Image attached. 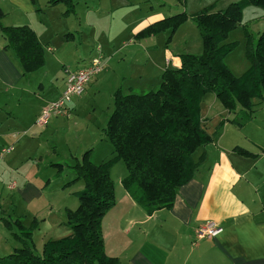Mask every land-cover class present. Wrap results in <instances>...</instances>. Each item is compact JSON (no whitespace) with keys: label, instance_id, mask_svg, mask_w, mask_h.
<instances>
[{"label":"crops","instance_id":"0c3cea01","mask_svg":"<svg viewBox=\"0 0 264 264\" xmlns=\"http://www.w3.org/2000/svg\"><path fill=\"white\" fill-rule=\"evenodd\" d=\"M143 3L146 6L144 9L134 0L121 1L115 7L112 19L117 9H124L116 21L118 20L117 25L120 27L128 24L129 46L117 50L109 44L102 54L103 70L90 79L80 97L74 98L68 104L70 119L89 94L91 97L87 103L96 104L100 96L105 98L103 95L107 96V101L112 100L114 92L119 88L125 93L152 90L159 85L162 72L166 68L180 67L179 55L190 52L186 43L183 52L172 50V41L176 34L185 24H190L188 18L176 30L169 44L164 42L162 50L151 54L155 36L168 29L143 38H136L135 35L148 25L170 15L155 18L158 14L151 12L153 7L146 1ZM183 5L187 8L186 0H183ZM59 6L61 9L62 4L53 7ZM0 8L5 14L4 26L27 25L35 32L42 45L43 66L31 72H24L13 50L4 48L6 40L0 41V155L3 148L13 146L12 151L0 156V187L3 185L11 191L20 203L36 208L42 204L40 200L45 198L42 180L36 177H56L54 175L57 170L49 169L54 170L49 172L50 176L49 174L40 176L42 165H46L37 154L40 144H37L38 139L33 132L28 138L24 134L32 129L41 109L55 100L64 89L65 70L81 68L97 54L91 52V56L82 66L69 68L63 65L62 80L52 82L45 77H50L49 56L52 58L50 54L54 53L49 52L50 46H46L45 50L44 42L48 37L46 35L48 30L54 26L55 31L64 36V44L70 43L74 35L64 27L68 22V16L61 15L63 29L56 30L61 27V23L58 27L57 24H52L54 19L51 21L47 18L48 21H45L41 17L44 12H39L43 8L34 6L30 0H0ZM198 40L201 42L200 37ZM150 61L153 64L150 70L144 69ZM140 66L143 67L142 71ZM234 74L240 76L242 73ZM206 96L209 95H205L204 98ZM108 105L106 108L109 109ZM112 110L113 103L109 113H106L107 116L95 124L100 125L101 130L106 126ZM224 111L226 112L224 118L219 121H223V124L218 130L215 129L216 125L210 129L206 127V131L212 135V141L193 152L192 158L198 165L192 178L178 188L172 207L159 209L148 215L126 190L120 192L124 197L123 206L101 223L104 251L108 257L116 258L120 264H264V128L259 125L248 126L256 122L260 113H264V94L252 99L250 117L245 110ZM242 113L244 119L237 121L235 115ZM52 118L48 123L56 122L57 128L60 127L59 120L65 117ZM207 119L201 118L202 125L208 122ZM74 120L73 124H76L77 121ZM20 131L25 132L19 135ZM91 133L97 135L94 139L97 145L104 143L107 148L98 162L102 163L111 156L113 148L101 131L100 134L95 130ZM229 133L233 134V138H240L245 144L241 147L238 144H228L231 140V137H228ZM88 137L89 135L86 138ZM14 138H17V143L13 141ZM94 140L85 143L82 151L89 145L91 150L89 155H92L96 146L93 145ZM240 149L246 153H242ZM209 150L212 152L208 154ZM52 164L57 165L56 163L49 165ZM61 171L63 174L71 173L68 168H62ZM48 180L45 181L46 186ZM78 182L81 186L84 185L82 181ZM17 207L16 202L15 208ZM33 213L43 218L42 209ZM208 220L220 222L223 231L213 238L196 240V228ZM19 221L22 224L21 220ZM7 223L9 225L6 226L0 220V257L8 256L15 249L22 247L17 237L18 230L13 227L14 221ZM62 225L60 221L58 229H53V235L50 234L46 238L41 236L39 242L32 237L31 241H27L28 244L33 246L35 252L41 253L48 239H58L71 234V229ZM16 226L19 227L18 224Z\"/></svg>","mask_w":264,"mask_h":264},{"label":"trees","instance_id":"16d2710c","mask_svg":"<svg viewBox=\"0 0 264 264\" xmlns=\"http://www.w3.org/2000/svg\"><path fill=\"white\" fill-rule=\"evenodd\" d=\"M30 2L36 6L37 0ZM58 4L66 6L64 16L74 12L75 0H47L48 6ZM251 5L264 9V0H239L223 10L212 12V7H207L191 14L200 32L203 53L180 54V67L166 68L155 90L125 93L119 88L114 92L113 110L102 130L113 148L111 156L94 164L88 160L89 149L81 161L69 166L75 173L74 180L84 183L83 190L77 193L78 206L66 212L71 234L48 239L37 253L27 242L31 241V232L22 231L17 236L22 247L0 257V264H120L106 255L101 230L102 219L115 202L111 167L117 160L124 161L128 171L122 182L124 189L151 215L172 207L178 188L192 178L198 165L193 152L212 141L199 113L206 94H214L227 112L245 110L250 117L252 99L264 94V29L256 37L250 33L246 46L250 68L245 73L236 76L224 58L232 46L226 42L228 34ZM2 15L0 9V18ZM188 18L182 11L148 25L135 37L171 28L169 41ZM0 32L6 40L4 48L13 50L24 72L43 66L42 45L30 27L0 24ZM222 124L219 122L215 129Z\"/></svg>","mask_w":264,"mask_h":264},{"label":"rangeland","instance_id":"374dc122","mask_svg":"<svg viewBox=\"0 0 264 264\" xmlns=\"http://www.w3.org/2000/svg\"><path fill=\"white\" fill-rule=\"evenodd\" d=\"M121 1L124 0H76L74 6L75 11L68 15V22L64 25V27L67 28L66 30L74 35V38L71 39L68 44H64V36L59 34L58 31H55L54 26L50 27L46 34L48 37L45 39L44 47L46 50V46H50L51 51L49 52L54 54H50L52 58L49 56L48 70L50 77H45L46 79L49 78L52 82H60L63 78V65L69 68L82 66L91 56V52L92 54L98 53V48L100 49L102 55L110 45H113L117 50L129 46V37L127 34L129 33L130 28L127 26L128 24L120 27L117 25L118 20L116 21V19H119L120 15L123 14L122 11L124 9H117V13L113 15V19H115V21L111 17L115 7L118 6ZM134 1L139 2L138 6L142 9L146 7L143 3L146 1L149 6L153 7L151 12L153 14H158L155 18L165 14H169L171 16L185 10L189 17V23L194 26L185 24V26L182 27L176 34V30L185 23L184 21L176 28L169 41L168 38L171 35V28L158 34L154 38V43L152 44L153 51L151 54L162 50L164 42L169 44L175 33L176 37L174 41H172V50L176 52H183L185 48L184 45L186 43L191 54L201 55L203 53V43L198 40L199 37L201 38L200 32L195 23L190 19L192 18L190 15L207 7H212V12L223 10L230 3L239 0H186L187 8L184 7L183 0ZM36 6H41L43 8V10L40 9L39 12H44L41 17H43L45 21L47 18L51 19V21L54 19L52 24H57L59 27V23H61L60 19H62L61 15L63 16L62 12L66 10L65 5L62 4L61 9L60 6L54 8L53 6L47 5V0H37ZM1 11L3 12L2 9ZM4 17L5 14L3 12V15L0 18L1 26H4ZM37 17L38 16H36V18ZM44 25L46 26L47 22ZM62 29L63 24L61 23V27L56 30ZM262 29H264V9L255 5L249 6L243 11L241 20L237 24V27L231 31L227 37V41L231 43L232 46L228 54L225 56L224 62L232 70V72L243 74L250 68V60L246 55V46L251 40L250 33L252 36L256 37L257 33ZM67 31L64 32L66 33ZM3 40L4 38L0 34V41ZM140 58H142V54L140 55ZM152 65V61H150L144 69L148 68L150 70ZM142 70L143 67L140 66V71ZM157 87L158 85L153 87L152 90L157 89ZM150 90L151 89L148 91ZM137 92L141 91L138 90ZM145 92H147V90H145ZM206 95L209 96L202 98L199 106V113L201 118H208L206 120L208 121V124L203 123L202 126L205 129L208 126L207 129H210L215 125L217 126V123L224 118L226 112L224 111L225 109L222 107L221 103L216 101L214 94L209 93ZM103 96L105 98L100 96L97 99L96 105L94 102V104L92 102L87 103V100L91 97V94H89L84 100L85 102L78 108V110H76V114L73 113L71 115L73 118L70 119V117H65L61 118L62 120H59V122H61L59 125L60 127L56 128V122H54V124L48 123L44 126L34 124L31 127L32 129L26 131L24 134V136L28 138L34 133L35 138L38 139L37 144H40V147L37 149V154L43 162H46L45 166L42 165L40 176L54 171H50L49 169H56L57 171L54 175L56 177H51L50 174V177H36L42 180L41 185L43 186L42 189L45 196L44 199L40 200L42 201V204L36 208L31 207L32 205L30 206L20 203L11 191L7 190L3 185L0 187V220L2 222L10 221V223H13L14 221L13 227L18 230V234L22 231H29L31 232V236L33 235L32 237H34V240L39 242L41 240V236L46 238L50 236V234L53 235V229H58V223L60 221H62L63 225L67 226L66 212L67 210H74L78 206L79 201L77 193L84 188V185L81 186L78 182L82 180H74L75 173L71 168H69V166L76 161H81V156L84 151L90 148L89 145H87V149L85 148V150L83 149L82 151L84 144L97 138V135H93L91 131L95 130L98 134H100L101 131L102 133V130L99 127L100 125L96 126L95 124L107 116L112 105V100L109 99V101H107V96ZM107 102L110 104H106ZM107 105L109 106V109L106 108ZM235 117H237L236 120L239 121L244 119L245 116L244 113H242L235 115ZM72 120L75 122L77 121L76 124H73ZM260 123L264 124V113H260L256 122H253L248 126L259 125L261 128H264V125H261ZM22 132L25 131H20L19 135ZM29 132L33 133L30 134ZM85 132H87V134ZM88 135L89 137L86 138ZM21 137H23V135ZM228 137H231L228 144H238L240 147L245 144V142L240 138H233V134L231 133L228 134ZM16 139L17 138H14L13 140L15 143L18 142ZM15 143H13V145ZM95 144L96 141L94 140L93 145ZM104 145V143L99 145L96 144L92 155H88V160L95 164H99L98 162L100 161V158L106 151L105 149H107ZM225 149L223 150L225 151ZM211 152L212 150H209L208 154ZM50 163H56L58 166L55 164L50 166ZM62 168H68L71 173L69 174V172H64L63 174V171H61ZM111 171L113 172L112 174ZM127 174L128 171L126 165L121 159L117 160L111 167L110 178L112 179L114 185L115 202L105 215L109 214L107 216L104 215L105 218L103 217V219H105V221L107 217L113 216L117 211H119V208L123 206L124 197L120 195V192L125 190L122 182L126 178ZM64 175L68 177H63ZM48 178L50 179L48 180ZM47 180L48 183L46 186L45 181ZM4 183H6V181ZM16 202L18 204L17 208H15ZM41 209L43 218L39 217L40 215L36 216V214L34 215L33 213ZM34 216H36V218ZM18 219L21 220L22 224ZM24 221H26L25 224ZM17 224L19 227L16 226Z\"/></svg>","mask_w":264,"mask_h":264},{"label":"built area","instance_id":"2783aa9c","mask_svg":"<svg viewBox=\"0 0 264 264\" xmlns=\"http://www.w3.org/2000/svg\"><path fill=\"white\" fill-rule=\"evenodd\" d=\"M96 56L92 57L87 65L75 70H65V86L55 100L45 105L35 119V124L44 126L52 117H69L68 104L76 97H80L90 79L98 75L104 68L103 57L98 48ZM13 146H7L1 150V155L12 151ZM0 155V156H1ZM223 231V226L218 221L208 220L199 225L195 230V239L213 238Z\"/></svg>","mask_w":264,"mask_h":264}]
</instances>
